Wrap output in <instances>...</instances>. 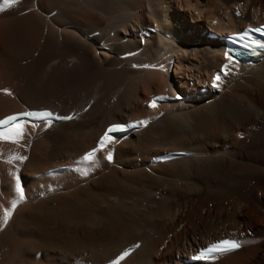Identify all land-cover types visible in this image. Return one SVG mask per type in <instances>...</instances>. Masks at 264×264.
<instances>
[{"label":"bare ground","instance_id":"6f19581e","mask_svg":"<svg viewBox=\"0 0 264 264\" xmlns=\"http://www.w3.org/2000/svg\"><path fill=\"white\" fill-rule=\"evenodd\" d=\"M145 16L157 31L141 39ZM261 23L264 0H2L0 118L49 108L68 119L20 118L8 125L23 122L19 142L0 141L12 163L0 165L11 210L0 264H107L125 250L118 264H184L224 237L240 249L195 264H264V58L216 81L225 59L207 39ZM156 94L167 99L146 109ZM135 120L99 147L108 125ZM148 145L159 149L140 162ZM167 150L187 155L153 160ZM17 179L24 199L12 209L5 189Z\"/></svg>","mask_w":264,"mask_h":264},{"label":"snow or ice","instance_id":"6c2138e0","mask_svg":"<svg viewBox=\"0 0 264 264\" xmlns=\"http://www.w3.org/2000/svg\"><path fill=\"white\" fill-rule=\"evenodd\" d=\"M15 0H3V3L5 6L10 5L12 3H14ZM264 31V29H251V30H247L245 33H241V34H237L241 37H247L249 35L250 32H262ZM250 45L253 46L254 48H261L264 49V42L261 41H257V40H253L250 41ZM249 44H246L245 47H249ZM226 56H228V54H225ZM229 59L231 60V57L229 56ZM144 67H147V65H145ZM227 66H225L226 68ZM214 80L218 81L220 80V75L218 74ZM152 106H155L154 102L152 104ZM33 115H38L41 118H43L44 116H48L51 117L52 113H40V114H34L31 112H25V113H18L15 114L13 116L10 117H6L4 120H0V141H7V142H11V143H18L19 140L22 138L23 135V122L21 121L20 123H16L14 126L12 127H8V125L10 124V122L13 121H17L20 117H28V116H33ZM68 117H63V119H67ZM140 123H146V121H141ZM114 128H109L104 136L101 138V141L99 142V147L102 148L105 145L106 141H109L111 139V137L109 136V132L114 131ZM97 151V149H93L92 153H88L85 155L84 159L90 160L92 159V155L93 153ZM14 159H20L23 160L25 159L24 157H20V156H15L13 157ZM109 160H111L112 156L111 153L108 154L107 157ZM15 190L17 193H19V198L18 200L14 199L12 202V209H15L16 204L19 201H22L24 199V194L21 188V184L19 179L16 180V184H15ZM11 215V210H6L4 212V216H3V220L6 223L8 218ZM220 245H222V247H217V246H211L209 248L206 249L207 252L211 253V252H215V251H222V250H228V249H235L239 247V244L234 242V241H229V240H224L220 242Z\"/></svg>","mask_w":264,"mask_h":264},{"label":"rangeland","instance_id":"374dc122","mask_svg":"<svg viewBox=\"0 0 264 264\" xmlns=\"http://www.w3.org/2000/svg\"><path fill=\"white\" fill-rule=\"evenodd\" d=\"M2 1V0H1ZM0 1V2H1ZM17 0H15V2H16ZM4 11V10H3ZM140 18H142V19H145V21H146V23H148V25H151V26H154V25H152L153 23H152V21L147 17V16H145V17H140ZM207 21H204L203 22V28H206L207 29V27L206 26H208L207 25V23H206ZM204 23L206 24V25H204ZM211 23V22H210ZM209 23V24H210ZM145 29V28H144ZM6 46H7V39H6V42H5V47L3 46L2 47V51L4 52V53H8V51H7V48H6ZM16 51H17V47H16ZM182 70V69H181ZM173 71H174V68L172 69V73H173ZM29 78V77H28ZM157 81H159V80H157V79H155V82H157ZM1 83H3L2 82V80H1V75H0V84ZM162 89V88H161ZM160 88H159V90H161ZM182 90H184V89H182ZM1 91V90H0ZM11 91V93L10 94H13V91L12 90H10ZM188 92H190V91H188ZM0 94H1V92H0ZM2 95V94H1ZM4 97H6V96H4ZM12 98V97H11ZM180 107H182V106H180ZM148 107H146V109H147ZM175 108H179V107H174V108H172V109H175ZM161 111H163V110H161ZM159 113H161L160 111H158ZM38 129H41V128H38ZM38 129H36V128H34V130H27L28 131V133H29V143L31 144V142L32 141H34V135H35V133H36V131L38 130ZM238 136V135H237ZM237 136H236V138H237ZM32 138V139H31ZM158 147H156V146H149L148 145V147H146L145 149H144V151L143 150H139L138 152H137V157H139L138 159H139V161L140 162H142V159H144L146 156H147V154H148V152H150V151H152V150H154V149H157ZM159 149V148H158ZM4 149H0V165H6V166H11L12 165V163L11 162H9L10 160H9V158L6 160L5 158H7V152L6 151H3ZM143 151V152H142ZM6 152V153H5ZM4 156V157H3ZM2 158V159H1ZM65 162H72V160H65ZM11 163V164H10ZM47 163L48 162H44V161H42V163H40L41 165L40 166H46L47 165ZM15 164H13V168L15 169L16 167V165L14 166ZM62 172V171H61ZM43 174H45V172H41V173H38V174H36L35 176L36 177H38V178H42V175ZM81 175V174H80ZM25 183L26 184H28V181H27V179L25 180ZM16 184V183H15ZM15 184L14 183H12V184H9V187L7 186L6 187V189H5V192L7 193V194H5V199H6V197H9V198H11L12 200H14V199H16L17 200V198H19V193H17L16 192V190H15ZM74 186V185H73ZM143 188V190H147L148 188V190H150V187H151V189H152V191H159L160 190V188H156V189H158V190H156L154 187H152V186H142ZM148 187V188H147ZM9 189V190H8ZM11 189V190H10ZM69 189V188H68ZM64 190L66 193H68V192H71L72 191V189L73 190H75L74 188H70L71 190ZM215 190V189H214ZM15 192V193H14ZM65 192H63V194H65ZM156 192V193H157ZM160 192V191H159ZM158 192V193H159ZM12 194H14V195H12ZM62 194V192L61 193H58V194H56V197H57V195H61ZM12 196V197H11ZM2 200V198L0 197V207L2 208V209H4L3 211H1L0 212V221L1 220H3V216H4V212L6 211V208H5V204H4V202H3V200ZM211 204V203H210ZM209 204V205H210ZM2 205H4V207H2ZM205 209V208H204ZM2 213V214H1ZM65 233H63V232H54V235H53V239L54 238H56L55 240H57V241H62L64 238H65V235H64ZM63 238V239H62ZM79 261H81V260H79ZM76 263V262H75Z\"/></svg>","mask_w":264,"mask_h":264}]
</instances>
